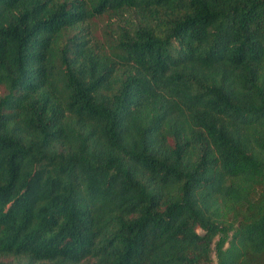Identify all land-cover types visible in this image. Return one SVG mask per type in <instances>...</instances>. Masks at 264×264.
I'll return each instance as SVG.
<instances>
[{"label":"trees","instance_id":"obj_1","mask_svg":"<svg viewBox=\"0 0 264 264\" xmlns=\"http://www.w3.org/2000/svg\"><path fill=\"white\" fill-rule=\"evenodd\" d=\"M0 264H264V0H0Z\"/></svg>","mask_w":264,"mask_h":264}]
</instances>
